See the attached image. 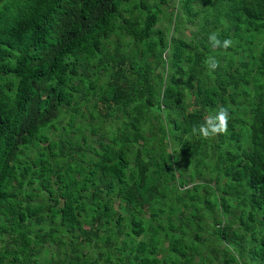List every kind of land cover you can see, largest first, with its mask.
Here are the masks:
<instances>
[{"label":"trees","instance_id":"trees-1","mask_svg":"<svg viewBox=\"0 0 264 264\" xmlns=\"http://www.w3.org/2000/svg\"><path fill=\"white\" fill-rule=\"evenodd\" d=\"M0 264H264V0H0Z\"/></svg>","mask_w":264,"mask_h":264},{"label":"rangeland","instance_id":"rangeland-1","mask_svg":"<svg viewBox=\"0 0 264 264\" xmlns=\"http://www.w3.org/2000/svg\"><path fill=\"white\" fill-rule=\"evenodd\" d=\"M183 27H185V28H183V30H184V32H187V35L190 34L189 32H191L192 30H194L193 29V26H191V25H184Z\"/></svg>","mask_w":264,"mask_h":264}]
</instances>
